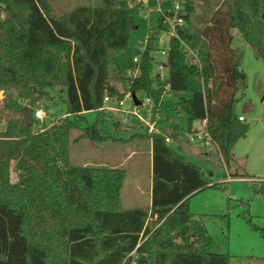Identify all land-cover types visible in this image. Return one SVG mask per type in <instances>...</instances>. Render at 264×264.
I'll return each instance as SVG.
<instances>
[{
  "label": "trees",
  "instance_id": "1",
  "mask_svg": "<svg viewBox=\"0 0 264 264\" xmlns=\"http://www.w3.org/2000/svg\"><path fill=\"white\" fill-rule=\"evenodd\" d=\"M193 1L184 0L189 24L191 15L200 16ZM0 9V264H226L225 254L210 252L206 230L188 206L196 193L217 188L211 173L179 155L162 134L150 133V206L124 209L125 171L70 165V133L85 113L96 111V121L78 139L105 140L98 127L103 99L124 97L113 81L151 98L153 109L167 87L189 94L178 101L188 132L193 122L204 121L228 167L248 130L233 112L243 75L233 59L231 30L262 58L256 48L264 54V0H220L198 26L178 30L179 38L169 40L163 80L150 76L157 36L148 35L143 49L130 48L135 12L118 0L76 6L60 16L48 0H0ZM157 27L163 29L160 21ZM184 46L196 62L188 61ZM134 70L137 75L125 81L122 76ZM55 88L63 95L64 117L38 132H32L33 119L22 130V103L33 108ZM262 194L264 203V180ZM247 222L264 238L250 217Z\"/></svg>",
  "mask_w": 264,
  "mask_h": 264
},
{
  "label": "rangeland",
  "instance_id": "2",
  "mask_svg": "<svg viewBox=\"0 0 264 264\" xmlns=\"http://www.w3.org/2000/svg\"><path fill=\"white\" fill-rule=\"evenodd\" d=\"M101 0H48L54 15L60 16L76 6L97 7ZM124 6L133 9L135 12L136 29L130 33L128 45L130 48L139 49L146 42L148 35L161 36L158 30V14L150 12L148 19L144 18V11L139 7L129 6L125 0H118ZM135 1V0H134ZM183 1L184 0H180ZM162 10H170L172 5L170 0H161ZM150 6L155 3L150 0ZM220 0H194L193 7L197 17L190 16V24L185 20V29H190L200 18L208 17L211 9L219 6ZM184 5L185 13L187 10ZM211 9H208L210 8ZM222 7V6H221ZM5 18V13L0 9V21ZM231 49L233 58L237 61L243 79L239 80L238 90L235 95L233 112L236 116H243L245 124L248 125L246 136L239 139L233 147L232 159L228 167L220 159L219 153L212 144L190 142L187 134L175 133L168 128L173 125L179 129L187 128L185 117L175 111L174 105L178 100L175 93L167 91L162 95L159 103L160 117L155 118L153 113L149 116L148 111L143 107L136 108V112L150 123L155 121L156 129L171 138V148L177 149L181 146L182 152L186 153L190 160L200 167L205 174L211 173L212 184L217 188H206L188 201L189 210L199 219L206 230V237L209 250L213 253L225 254L226 264H264V238L259 231L254 230L247 222L250 217L252 224L264 230V203L262 194V181L264 180V60L256 58L252 48L244 41L241 34L236 29L231 30ZM165 43L153 44L152 69L150 76L155 78L159 72V63L165 62L166 56L160 55L158 50L167 48V37ZM188 61H196L191 54H187ZM165 72V71H164ZM126 81L133 77V71H128L123 76ZM158 77V76H157ZM120 93L129 91L124 86V82H111ZM49 100L38 102L33 108L43 109L46 118L42 122L36 121L32 126V132H38L51 123V118L57 120L64 117L66 108L62 101L60 88L49 89ZM3 92H0V101L3 99ZM153 103V101H152ZM30 106L28 101L22 103ZM128 101H125L124 108L127 109ZM153 111L154 107H151ZM152 111V112H153ZM113 114V113H112ZM130 118H136L127 115ZM108 114L104 111L99 115V130L102 134H114L124 136V125L114 127L112 120H107ZM85 120L76 123V129L70 133L69 164L72 166H87L88 162L102 155L95 153L91 147L97 144L86 139H78L82 129L93 124L97 119V113L92 111L84 114ZM110 118V117H109ZM123 118V116H121ZM120 118V121H121ZM115 120L116 118L113 117ZM134 120L132 123H134ZM104 125H102V124ZM136 125V122L134 123ZM198 127L199 124L195 123ZM5 124L0 123V131H3ZM137 130V128H135ZM134 130V131H135ZM145 132V130H143ZM192 131V130H191ZM190 131V132H191ZM130 132H128L129 134ZM133 148V147H129ZM136 155L128 161L125 170L127 176L123 188V206H129L124 195L135 193L131 178L133 171L138 173V183L144 188L148 179L149 162L145 148L134 150ZM99 155V156H98ZM17 179L16 173L11 172V181ZM141 207L148 204L147 195L141 196L137 203Z\"/></svg>",
  "mask_w": 264,
  "mask_h": 264
},
{
  "label": "crops",
  "instance_id": "3",
  "mask_svg": "<svg viewBox=\"0 0 264 264\" xmlns=\"http://www.w3.org/2000/svg\"><path fill=\"white\" fill-rule=\"evenodd\" d=\"M234 62H235L237 69L240 71V69L237 65V61L235 59H234ZM162 63H164V62H162ZM157 74H161L165 79L167 76V68L164 67ZM166 91H167V87H165V92ZM175 96L178 97V100L175 103L173 109L178 112V115L182 114L184 116L180 106L178 105V101L181 97L188 98L189 94L179 93V94H175ZM110 105L112 107H114L115 103L112 102ZM160 109L161 108H159V106H158L155 109V111H153L152 108L150 107V110L148 111L149 116L151 115V113H153L155 118L160 117V113H161ZM104 112L106 114H108V117L106 119L112 120L115 128H118L123 123L122 125H124V131L127 134H125L124 136L114 135V134H107V135L105 134L104 135L100 132V134L103 137H105V140H103L100 143L94 142V144H97L98 147H96V145H94L93 147H91L90 150H92V148H93L94 154L98 153L99 155L101 154L102 156L98 157V158H96V156H95L94 160L87 163V166L123 169L125 171V179H126L127 171L125 170V166H126L127 162L131 161L134 158V156L136 155V152L134 150L145 148L147 156H148V162H149V171H148L147 183L145 184V187L142 188L138 183L139 181H138L137 171H133L134 173L132 174L131 178L133 180L134 187L132 188V191H135V193H131V194L128 193L127 195L126 194L124 195V198H126V201H127L129 206L124 207L123 203H122L123 202L122 201L123 200V188H124L125 179L123 182L120 198H121V204H122L124 209H133V208L145 209V208H148L150 206V203H151V189H152V142H151V139L148 138V136H147L149 133L147 132L146 127L143 126L136 117H135L136 120H134V118H130L127 116V115H131V114H128V113H125L122 111H116V110H108V111H104ZM121 116H123V118H121ZM239 116H241V115H239ZM113 117H115L116 119L114 120ZM120 118H121V121H120ZM133 120H134V123L136 122V125H134V123H132ZM153 122L155 123V121H153ZM195 123H198L200 125V122H193L191 129H190V131L192 130L191 132H193L199 128V126L198 127L195 126ZM100 124H102V123H100ZM102 125H104V124H102ZM135 128H137V130H135ZM161 129L162 128L157 129V132L162 134L165 138H168L169 139L168 144L170 145L171 141H172L170 136L164 135L160 131ZM168 129L170 131L172 130L173 132H175L177 134L178 133H183V134L185 133L188 135V133H190V131L188 132V127L179 129L176 126L171 125ZM143 130H145V132ZM128 132H130V133L128 134ZM213 146H215V145H213ZM129 147H133V148L129 149ZM176 147L178 150L175 149V151L179 155L184 156L187 159V161L194 164L190 160V158L187 156V154L182 152L181 146L179 144H177ZM215 148H216V146H215ZM216 150H217V148H216ZM217 152H218V150H217ZM219 156H220V154H219ZM220 159H221V156H220ZM144 195H147V197H148V204L146 207H141L136 203H137V200H139L140 197L144 196Z\"/></svg>",
  "mask_w": 264,
  "mask_h": 264
},
{
  "label": "built area",
  "instance_id": "4",
  "mask_svg": "<svg viewBox=\"0 0 264 264\" xmlns=\"http://www.w3.org/2000/svg\"><path fill=\"white\" fill-rule=\"evenodd\" d=\"M129 6H133V7H139L140 11H144V18L148 19L149 17V13L150 12H156L158 14V21L161 22L163 29L160 30V32L162 33L161 36H158L156 38V42L160 43L161 45L165 43V37H167V48L166 50L164 49H160L158 50V52L160 53V55H164L167 56V52L169 49V40L171 38H176L178 39V30L184 29L185 28V9H184V2L180 1V0H170L171 2V9L170 10H162L161 9V4L163 2H161V0H152L155 5L152 7L150 6L149 1L150 0H125ZM146 43V42H145ZM145 43L143 44V46L141 47L143 49ZM184 50L187 51V53L191 54L193 58H196L195 54L190 51L186 46H184ZM153 60V59H152ZM134 62H136V58L133 59ZM196 62V61H195ZM164 68V65L162 62L159 63V71H161ZM137 70L133 71V77H135L137 75ZM158 78L160 80H163L164 77L161 74H157ZM131 92L128 91L124 94V97L122 100L117 101L116 99H112L108 96L104 97L103 99V106L100 110L103 111H108V110H116V111H122L128 114H131L132 116L136 117L140 123L146 127L147 132L150 133H158L157 129L155 127V123L152 122L150 123L148 120L144 119L143 117L140 116V114H138L136 112V108L138 107H143L145 108L147 111L150 110V107L153 106L152 100L149 97H142L139 98L137 97V99L140 102V106L136 107L132 101V97H131ZM125 101H128V107L127 109L124 108L125 105ZM114 102L115 106L112 107L110 104ZM44 118H46V115L43 111V109L41 108H34L33 109V119L42 122L44 120ZM51 123L52 124L55 119L51 118ZM238 120L241 122H245V118L243 116H239ZM188 137L190 142H199V143H205V144H212L210 141V138L206 132L205 129V122H200L199 128L196 129L193 132L188 133ZM165 142L169 143V139L165 138Z\"/></svg>",
  "mask_w": 264,
  "mask_h": 264
},
{
  "label": "water",
  "instance_id": "5",
  "mask_svg": "<svg viewBox=\"0 0 264 264\" xmlns=\"http://www.w3.org/2000/svg\"><path fill=\"white\" fill-rule=\"evenodd\" d=\"M237 4L239 5V0H237ZM4 7V5H2ZM257 52L261 55L262 59L264 60V54L262 53L261 49L259 47L256 48ZM132 101L136 107L140 106V102L137 99L136 95L134 93L131 94ZM23 113V125L22 130H26L29 126L33 124V108L30 106H24L22 108Z\"/></svg>",
  "mask_w": 264,
  "mask_h": 264
}]
</instances>
